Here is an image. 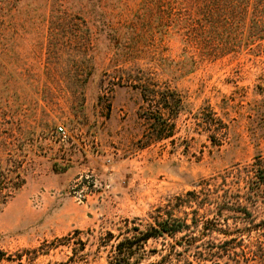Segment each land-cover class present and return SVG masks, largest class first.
<instances>
[{"label":"rangeland","instance_id":"obj_1","mask_svg":"<svg viewBox=\"0 0 264 264\" xmlns=\"http://www.w3.org/2000/svg\"><path fill=\"white\" fill-rule=\"evenodd\" d=\"M155 4L0 0V182L23 180L0 203V264H110L158 208L188 227L136 264H264L248 253L264 237V56H201L189 32H158ZM144 86L180 99L168 137L148 136Z\"/></svg>","mask_w":264,"mask_h":264},{"label":"trees","instance_id":"obj_2","mask_svg":"<svg viewBox=\"0 0 264 264\" xmlns=\"http://www.w3.org/2000/svg\"><path fill=\"white\" fill-rule=\"evenodd\" d=\"M155 6L158 32H164L168 28L172 32H189L185 41L193 44L201 52V56L217 58L243 52L264 56V0H156ZM141 95L150 103L147 108L149 116L146 119L151 121L153 127L148 136L153 139L170 136L169 127H172V124H169V118L173 113H177L180 105L177 93L167 87L156 89L144 86ZM161 110H165L167 115ZM251 169L252 182L264 184V171L260 162L252 164ZM17 177V180L20 179ZM22 184V179L14 184L4 185L0 182V203L5 202L12 191ZM192 194V191L186 192L189 197ZM222 205L228 207L225 202ZM158 209L153 224H149L145 231L137 236H124L116 242V255L110 264H136L138 258L134 256V251L141 243L150 238L173 236L188 227V224L172 215V210H164L166 217L163 218L161 210ZM242 209V214L247 213L245 208ZM209 222L216 223V220ZM206 229L213 228L207 226ZM235 239L224 240L221 247L233 243ZM253 246L254 250L248 249V253L252 254L251 259L258 257L263 261L262 233L256 236Z\"/></svg>","mask_w":264,"mask_h":264},{"label":"built area","instance_id":"obj_3","mask_svg":"<svg viewBox=\"0 0 264 264\" xmlns=\"http://www.w3.org/2000/svg\"><path fill=\"white\" fill-rule=\"evenodd\" d=\"M55 132L58 134V136L62 139L66 138L67 134H66V130L62 125H58L55 128Z\"/></svg>","mask_w":264,"mask_h":264}]
</instances>
